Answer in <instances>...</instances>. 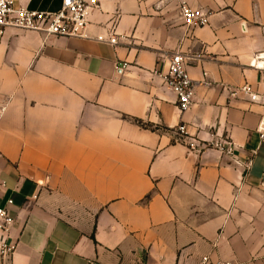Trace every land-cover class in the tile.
Segmentation results:
<instances>
[{
    "label": "crops",
    "instance_id": "crops-1",
    "mask_svg": "<svg viewBox=\"0 0 264 264\" xmlns=\"http://www.w3.org/2000/svg\"><path fill=\"white\" fill-rule=\"evenodd\" d=\"M182 2L208 24L187 28ZM89 22L87 38L0 34V207L17 245L0 264H264V105L229 91L264 94V0H101ZM176 52L196 83L187 112L162 78ZM182 124L235 158L190 152Z\"/></svg>",
    "mask_w": 264,
    "mask_h": 264
},
{
    "label": "built area",
    "instance_id": "built-area-1",
    "mask_svg": "<svg viewBox=\"0 0 264 264\" xmlns=\"http://www.w3.org/2000/svg\"><path fill=\"white\" fill-rule=\"evenodd\" d=\"M19 0H0V34L8 29L18 31L38 32L46 37L65 38H87L90 12L100 7L101 0H63L61 9L57 12H40L30 10L23 6H16ZM180 15L187 28H196L208 24V16L202 10H194L187 3L182 2ZM109 43L118 45V38L113 36ZM191 58L176 52L167 58V72L162 75L164 84L168 90L177 97V102L182 112L191 109L194 103L196 83L191 79L187 66ZM128 67V63L116 64V70L122 73ZM252 67L264 74V55H257ZM161 76V75H160ZM209 84L208 82H204ZM231 96L238 93L247 97L252 103L264 105V94L254 91L252 86L245 85L236 91L229 90ZM1 116V112H0ZM261 140L264 141V117L259 126ZM176 141L183 143L190 152L203 153L208 150H216L222 155L235 158L236 144L227 138L213 143L201 142L188 134L185 124L175 129ZM252 166V161L245 164L246 170ZM13 201H8L12 205ZM16 220L11 216L7 208L0 207V255L4 259H11L17 245L10 239V231ZM87 264H95L90 261ZM201 264H233L228 261H218L212 263L209 257H204Z\"/></svg>",
    "mask_w": 264,
    "mask_h": 264
}]
</instances>
